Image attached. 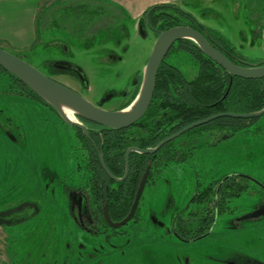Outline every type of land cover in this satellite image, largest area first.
Segmentation results:
<instances>
[{
    "label": "rangeland",
    "instance_id": "obj_1",
    "mask_svg": "<svg viewBox=\"0 0 264 264\" xmlns=\"http://www.w3.org/2000/svg\"><path fill=\"white\" fill-rule=\"evenodd\" d=\"M61 1L82 6L60 9L57 23L50 31L42 32L43 43L33 50L9 51L20 53L24 60L48 77L57 62L77 65L88 83L80 90L83 97L97 104L106 94L112 93L114 97L104 105L108 109L117 107L123 101L125 88L144 71L156 36L149 30L143 34L138 28L140 18L133 17L140 7L134 3L126 10L110 0ZM255 1L257 6L252 4L253 0H187V4H178L207 26L221 31L246 58L263 60L264 0ZM112 12L117 18H104L95 23L87 37L83 31L87 26L80 32L72 28L92 24L104 16H111ZM170 60L188 78L195 75L196 68L187 58L172 56ZM53 75L72 88L81 89L71 72L54 71ZM0 85L6 86L7 82L4 80ZM69 116L75 120L73 114ZM56 120L53 112L36 97L0 92V208L23 200L37 203L39 207L38 213L27 221L0 227V264H7L9 260L6 249L18 250V261L25 264L24 254L28 250L55 246L53 232L59 230L61 236L62 227L68 223L66 215L61 218L65 212L63 207L45 205L53 196H59L43 190L44 183L54 185L56 182H51L50 177L44 178L43 174L44 179L40 181L38 176V172L48 168L50 152L56 151L71 160V132L69 129L59 132L51 123ZM226 134V130L204 133L195 140L196 147L187 161H170L156 182L146 186L138 212L144 218L142 230L127 226L132 231L131 246L145 248L142 251L144 264H187L184 252L187 248L198 257L200 264H255L248 258L254 255L264 260V219H244L264 205V114L230 136ZM191 137L183 138L181 143L187 145ZM229 176L246 178L247 189L226 203L227 210L217 215L212 231L190 244L169 237L168 229L174 216L190 202L198 183L205 188ZM234 223L258 224L255 229L260 233L242 231L238 234L239 228H235ZM233 235L236 238L228 240ZM43 238H47L45 242ZM202 254L208 257H200ZM189 264L198 263L189 259Z\"/></svg>",
    "mask_w": 264,
    "mask_h": 264
},
{
    "label": "trees",
    "instance_id": "obj_2",
    "mask_svg": "<svg viewBox=\"0 0 264 264\" xmlns=\"http://www.w3.org/2000/svg\"><path fill=\"white\" fill-rule=\"evenodd\" d=\"M252 4L257 6V1L253 0ZM141 20L147 25L152 24L160 29H168L179 25L191 26L202 32L214 46L224 52L233 62L243 66L264 65V59L246 58L221 31L204 25L194 14L176 4L154 5L145 10ZM0 47L4 48L1 45ZM16 55L22 57L20 53H16ZM169 56L176 59L177 57L187 58L196 68V73L192 78H188L175 62L166 59L161 63L150 109L145 117L138 122L137 132H134L131 136L128 130L111 129L110 136L105 140L106 144L101 148L110 159L114 160L111 164L106 161V164L115 177H121L124 173L125 152L130 145L135 144L141 148H154L168 136L167 128L177 120L180 123L172 130H177L214 114L222 112L250 113L260 111L264 107V78L245 79L232 76L217 62L204 54L199 46L190 39L177 41ZM4 80L7 85H0V92L30 95L43 103H47L16 76L0 66V83ZM257 118L220 117L183 135L184 137L192 136L188 144L190 146L188 150L181 143L182 139H178L166 143L154 154H134L130 163L129 176L125 181L115 182L108 178L114 184L119 185L115 190L116 200L129 194V201L125 206H117V201L116 206H112L110 209L112 208L113 213L120 217L128 215L149 161L152 164L147 185L155 182L152 173L164 168L170 161H187L196 147L195 142L197 141L195 140H199L204 133L214 130H226V136H230L234 131L245 127L250 121ZM143 132L146 133L144 136ZM133 157H135V160H133ZM99 167L101 172L98 182L103 183L105 182V180H102L101 173L103 171L101 166ZM246 189V178L236 176H229L211 182L205 188L201 187V183H198V188L192 200V204L196 209L186 213L188 208H185L179 213V230L190 233L188 239L198 237L214 226L215 215L227 210L226 203L232 197L239 196ZM216 208L219 213L216 212ZM207 210H210L208 213L210 216H200L201 212ZM138 212L139 207L136 213L138 214ZM185 216L190 218L183 219Z\"/></svg>",
    "mask_w": 264,
    "mask_h": 264
},
{
    "label": "flooded vegetation",
    "instance_id": "obj_3",
    "mask_svg": "<svg viewBox=\"0 0 264 264\" xmlns=\"http://www.w3.org/2000/svg\"><path fill=\"white\" fill-rule=\"evenodd\" d=\"M80 5L81 4L77 3L75 8ZM118 14L120 15V13ZM111 16L110 15L104 16L98 20L93 21L92 24L91 23H89V25L88 23L85 24V26L76 25L75 27H72L70 23L69 24L65 23V25L67 24L69 28L72 27L74 31L78 30V32H80L84 27L87 26L83 30L85 37H87L89 30L92 28V26L95 23L100 22L104 18L113 19L117 15L114 16L111 14ZM110 24H113V22H111ZM204 25L206 24L204 23ZM138 28L141 29V32H143V34H145L147 30L151 31L156 36V38L159 36V34L163 30H166V29H160L159 27H155L152 24L147 25L143 23V20H141V17L138 22ZM121 30L123 32H126L125 28L123 27L121 28ZM171 49L169 50L164 60L167 59L170 61L171 56H169V53ZM67 66H68V62L55 63L52 66V70L50 73L51 75L49 77L75 90L79 94H81L82 89L88 86L87 79L85 76L81 77L77 72L71 69H67L66 68ZM54 71L55 72H60V71L61 72H65V71L71 72L75 76L81 89H77L75 87L72 88V86L66 84L63 80L54 76L53 75ZM143 72L144 71H141V73H138L136 75L135 81L131 83L127 88H125V91L122 93L123 101L117 107L108 109L104 105L107 102L111 101V99L114 97V94L112 93H110L111 98L109 100H106L104 101L103 104H101L102 100L105 99L106 96L108 95L106 94L105 97L102 98L100 102L95 105L101 106L102 108L106 110L116 111V110H120L121 108H124L125 106H128L129 104H131L140 91L142 81H143ZM43 106L47 107L48 110L52 111L53 114L57 117V120L51 123L54 124L55 128L59 132H62V131L67 132V129H69V131L71 132L69 133L70 134L69 136L71 137V140H72L71 144L73 143L72 151H71V160L69 161L66 160L64 155H61L60 153L56 151H54V153L50 152L48 154V157L50 158L48 168H45L41 170L40 172H38V176L40 175L39 177H41L40 181H42L46 176V178L50 177L51 182L52 181L56 182V184L54 185H50V182L48 184L45 182L43 190L45 189L46 191L52 192L53 195L59 196L58 198L57 197L55 198L53 196V198L45 202V205L63 207V210L65 212L61 216V218L65 217L66 215L68 223L64 227H62L63 229L61 231V236H59L60 235L58 233L59 230L53 232L54 233L53 241H54L55 246H51V245L48 247L43 246V247H40L39 249L28 250V252L24 254L26 255L24 258V261H26L25 264H144L142 251L145 248L141 246H140L141 248L138 246H131L130 242L132 240V231L130 228H127V226H133V228L138 227V229L142 230V228L140 227L142 226V222L144 221V218L139 213L138 214L135 213L134 217L130 221H128L125 225L119 228H115L107 220L106 218L107 215L105 214V208L108 207L109 218L111 220V223H118L122 221L127 215L120 217L114 214L112 208L110 209V207L116 206L117 201H118L117 206H120V205L125 206L129 201V194L123 197H119L116 200L115 190L118 188L119 185L114 184L108 179L110 178L111 180H113L107 174V172L103 169L101 160H100V154H101L103 155L105 164H106V161H108L109 164L114 162L113 159H110L108 157L105 151L101 150V148L106 144L105 140L106 138L110 136L111 129L113 128H108L106 126L89 121L81 117L78 114H73V118H75L76 121L83 124L87 128L89 135H86L82 128L66 123L50 104L43 103ZM150 106L148 110L150 109ZM148 110L146 111V113L143 115L142 118L145 117V115L148 113ZM141 119H139V121ZM139 121H137L135 124L131 125L128 128H124L125 130L129 131V135L132 136L134 132H137V124ZM179 123L180 121L177 120L176 122H173L170 124V126L167 128V133L169 134L165 138L170 137L171 135L177 133L182 128L187 126L185 125L177 130H172V128L175 127ZM67 127H71L73 131ZM187 132H185L184 134L180 135L179 137L171 141L178 140V139L180 140V139L185 138L183 135H185ZM144 134L146 133L143 132V136ZM64 141L66 142L67 138L64 139ZM188 144L184 145L185 149L187 150L190 148ZM131 147L141 148L135 144H132L127 148V150ZM141 149H147V148H141ZM126 152H125V157H124V173L121 177H117V178H122L125 174ZM137 153L145 155V153L131 151L129 155V167H130V163L132 160V156ZM133 160H135V157H133ZM67 162H69L68 166H67ZM149 164L151 165L152 163L149 161L147 165ZM99 166H101V170L103 171V173H101L102 180H105V182L103 183L98 182L99 177H100V172H101ZM162 169L158 170L156 173H152V176L155 177V182H156V178L160 176V172L162 171ZM66 172L70 174L65 175ZM129 172H130V169H129ZM42 174L44 175V178L42 177ZM128 176H129V173L126 179L128 178ZM148 180H149V176H148ZM148 180H147L146 186L148 184ZM115 182H118V181H115ZM145 188H144V191H145ZM194 195L192 196L190 202L181 211H183L185 208H188V210L186 211V213H188L196 209L195 206L192 204ZM142 199H143V194L140 198L139 205L141 202H143ZM15 203L16 204H11V205H8L7 207L0 208V211L8 210V209H15V208L20 207L23 204L37 205V203L28 202L25 200L20 201V202L17 201ZM258 209L264 210V205L259 206ZM38 211H39V207H38ZM180 212H178L176 216H174L172 226L168 229V236L171 238H174L175 240H177V242H183V243L190 244L191 242H195V241H198L204 238L212 231L213 227H211V229L206 230V232L200 234L196 238L188 239L190 233H185V231L179 230L180 224L178 223V220L180 219V214H179ZM209 212L210 210L201 212L200 216L202 217L206 215L210 216V214H208ZM216 212H218L217 208H216ZM217 215L219 214L215 215V221H216ZM263 216L264 215L260 217H256V218L247 219V220L260 221L264 219ZM56 217H58V220L60 221V215ZM189 218L190 217L185 216L183 219H189ZM154 221L157 222L155 219ZM159 225H163V224L159 223ZM234 226L235 228H239L238 229L239 231H237L238 234H240V232L242 231L251 232L253 234L260 233L258 229L257 230L255 229L258 226V224H255V223H252L248 226H243L242 224L234 223ZM1 227L7 228L9 226H1ZM235 236L236 235L231 236V238H228V240H234L236 238ZM43 239L45 242L47 238L46 239L43 238ZM172 240L173 239H171L170 241ZM137 248L139 249L137 250ZM188 249L189 248L185 249L184 251L185 253L188 254V255L186 254L187 264H189V259L200 264L198 257L193 256L190 250L187 251ZM6 253L9 258L7 264H17V262H19L18 260H19L20 253L18 250L9 251V249H6ZM204 255L208 257V255L206 254H202V256L200 257H203ZM254 256L248 257L249 261H253L255 264H264V260H262L260 257H254ZM19 263L23 264L24 262L21 261ZM209 263L214 264L211 262ZM235 264H240V263H235Z\"/></svg>",
    "mask_w": 264,
    "mask_h": 264
},
{
    "label": "water",
    "instance_id": "obj_4",
    "mask_svg": "<svg viewBox=\"0 0 264 264\" xmlns=\"http://www.w3.org/2000/svg\"><path fill=\"white\" fill-rule=\"evenodd\" d=\"M182 39H190L194 41L204 54L217 62L232 76H237L245 79L264 78V65L243 66L233 62L224 52L214 46L202 32L186 25L175 26L163 30L159 34V36L156 38L152 52L145 66L142 85L136 99L127 107L116 111L106 110L101 106H97L91 103L75 90L51 79L50 77L39 71L37 68L32 66L30 63H28L26 60H24L22 57L2 47H0V66L16 76L42 99H44L48 104H50L66 123L82 128L84 130V133L86 135H89L87 128L78 121L73 120L71 116H69V113L78 114L89 121L113 129H124L135 124L137 121H139V119L143 117L151 104L156 88L157 74L161 63L163 62L173 44ZM66 68L77 72L81 77L85 76L83 70L74 64L68 63V66ZM110 98L111 94H108L106 98L102 100L101 104H103L104 101L109 100ZM263 114L264 107L260 111L250 113L222 112L187 125L177 133L162 140L154 148L141 149L137 147H131L126 152V171L122 178H117L112 175L104 162L103 155L100 154L101 164L103 169L113 180L121 182L126 179L129 173V155L131 151H137L145 154H154L158 150H160L163 145L179 137L185 132L201 125L207 124L210 121H213L220 117L228 116L247 119L257 118ZM150 169L151 165L149 164L146 167V170L141 178L130 211L122 221L118 223H111L108 207L105 208V214L107 215L106 218L113 227L119 228L125 225L134 217L139 206L140 198L146 186ZM37 213V205L31 204H23L15 209L2 210L0 211V227L20 224L27 221L31 217H34ZM262 215H264V210L257 209L254 212L247 214L244 219L256 218Z\"/></svg>",
    "mask_w": 264,
    "mask_h": 264
},
{
    "label": "crops",
    "instance_id": "obj_5",
    "mask_svg": "<svg viewBox=\"0 0 264 264\" xmlns=\"http://www.w3.org/2000/svg\"><path fill=\"white\" fill-rule=\"evenodd\" d=\"M110 1L126 10L133 3L140 7L134 19L140 18L145 10L154 5L166 3L177 5L179 2L187 4V0ZM67 3L61 0H0V45L7 50L20 52L33 50L41 45L43 43L42 32L50 31L57 23L60 9H74L77 5ZM115 14L112 12V15L115 16Z\"/></svg>",
    "mask_w": 264,
    "mask_h": 264
},
{
    "label": "built area",
    "instance_id": "obj_6",
    "mask_svg": "<svg viewBox=\"0 0 264 264\" xmlns=\"http://www.w3.org/2000/svg\"><path fill=\"white\" fill-rule=\"evenodd\" d=\"M263 37H264V31H263Z\"/></svg>",
    "mask_w": 264,
    "mask_h": 264
}]
</instances>
